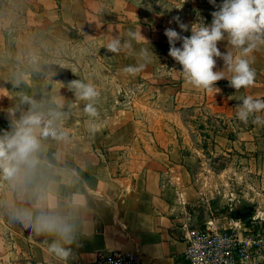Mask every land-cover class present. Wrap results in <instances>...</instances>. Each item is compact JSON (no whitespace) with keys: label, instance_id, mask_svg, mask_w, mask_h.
I'll return each mask as SVG.
<instances>
[{"label":"crops","instance_id":"0c3cea01","mask_svg":"<svg viewBox=\"0 0 264 264\" xmlns=\"http://www.w3.org/2000/svg\"><path fill=\"white\" fill-rule=\"evenodd\" d=\"M6 1V11L0 12V56L6 57L4 68L0 66V131L27 111L21 97L28 96L45 113H65L57 123L66 135L42 139L36 164L22 167L16 179L10 181L0 174V264H61L47 250L53 237L33 233L18 218L23 212L32 213L33 218L53 216L72 227L78 244L73 245L67 264H92L100 250L135 252L141 264H188L185 236L193 220L186 206L192 192L181 184L190 175L175 148L164 147L159 136L164 128L161 117L168 113L164 106L167 102L203 106L234 117L238 130L231 145L246 157L249 170L258 162L264 173V125L251 119L241 122L236 115L240 102L233 98L264 99V45L249 56L256 71L254 86L235 92L222 79L216 85L221 91L214 96L186 83L179 73L181 66L168 55L165 29L191 35L175 21L158 29L159 20L146 22L132 8L122 12H130V18L114 21L108 18L114 10H92L86 0ZM184 1L194 3L190 7L198 9V18L211 24V13L218 9L209 0ZM221 3L216 0L217 6ZM129 30L141 31L150 43L133 42L136 52L147 47L157 56L135 75L123 72L137 63L131 50L113 54L104 47L113 36L128 39ZM42 32L50 35L55 46L73 48L81 41L110 54L115 60L111 62L114 82H121L118 89L138 83L152 100L155 117L146 121L131 107H111L107 114L97 109L99 116L90 117L84 112L86 101L78 100L57 79L31 69L36 58L24 54V41L18 45L23 51L16 60L6 56L10 38L18 41ZM218 47L221 52L228 48L238 54L226 41ZM223 68V61L217 59L214 71ZM224 72L230 77L231 73ZM258 115L264 117V111ZM257 208L254 214L264 212Z\"/></svg>","mask_w":264,"mask_h":264},{"label":"rangeland","instance_id":"374dc122","mask_svg":"<svg viewBox=\"0 0 264 264\" xmlns=\"http://www.w3.org/2000/svg\"><path fill=\"white\" fill-rule=\"evenodd\" d=\"M86 2L92 10H114L108 16L114 21L130 18V12H122L132 8L146 22L152 18L159 20L156 26L158 29L164 28L167 22L174 21L173 17L177 16L181 22L188 25L198 20V9L190 7L194 3L184 0ZM7 3L6 0H0V12L6 11ZM17 33L18 31H15L14 36ZM10 40L13 41L10 42V50L6 56L14 58L22 54L23 49L18 45L24 41L27 44L24 54L30 55L31 59L36 58L31 65L33 71L57 79L68 89L72 80L93 84L100 92L94 106L104 114L110 112L111 107L126 110L137 108L140 118L149 121L155 117L154 108H151L152 100L138 83L130 82L126 90L118 89L121 82H114L113 73L116 71L111 63L115 60L102 48H88L81 41L73 48L55 46L50 35L44 32L28 34L18 41L11 38ZM4 58L6 57L0 56L2 68ZM115 59L118 61V57ZM164 107L168 113L161 117L164 128L159 136L164 141V147L175 148L190 175L181 186L189 188L192 192L186 206L193 220L192 226H201L211 216L219 219L222 225L224 217L230 216L234 219L236 206L251 207L250 216L259 206L264 210L262 168L256 162V168L249 170L250 165L246 157L231 145V140L238 130L237 120L229 114H218L215 109H204L203 106H182L179 103L167 102Z\"/></svg>","mask_w":264,"mask_h":264},{"label":"clouds","instance_id":"9594fccd","mask_svg":"<svg viewBox=\"0 0 264 264\" xmlns=\"http://www.w3.org/2000/svg\"><path fill=\"white\" fill-rule=\"evenodd\" d=\"M209 3L218 9L211 13V24H205L198 18L189 27L178 16L173 17L181 31L190 30L191 35L182 36L173 28L165 29L164 35L170 45L168 55L181 66L179 73L185 82L196 89L215 96L221 91L216 85L222 79H227L229 87L235 89V92L248 89L254 86L256 77V71L251 66L254 60L249 59V56L264 45V0H222L218 6L216 0H209ZM127 37L122 40L119 36H113L104 47L113 54L131 50L137 63L126 66L123 72L135 75L157 56L147 47L135 51L133 42L139 43L143 39L150 44L141 35V31L129 30ZM225 41L238 54L228 48L221 52L218 44ZM177 42H181L180 47L176 46ZM217 59L223 61V70L214 71ZM224 69L231 73L230 77L225 75ZM68 87L78 100L87 102L84 112L88 116H99L94 105L100 92L93 84L72 80ZM233 98L240 102L237 104L236 115L241 122L248 123L251 119L254 124L264 125V117L258 115L264 111V99H256L251 95ZM21 103L28 105L27 111L11 121L7 130L0 131V174L10 181L19 176L22 167H33L36 164V154L41 148L42 139H63L66 135L57 123L65 113H45L28 96L21 97ZM18 218L36 235L47 234L53 237L51 243H48V253L61 264H67L72 256L73 245L78 244L70 225L45 214L33 218L32 213L23 212Z\"/></svg>","mask_w":264,"mask_h":264},{"label":"built area","instance_id":"2783aa9c","mask_svg":"<svg viewBox=\"0 0 264 264\" xmlns=\"http://www.w3.org/2000/svg\"><path fill=\"white\" fill-rule=\"evenodd\" d=\"M210 217L188 229L184 258L188 264H264V212L247 219ZM227 226H226V225ZM92 264H141L135 252L100 250Z\"/></svg>","mask_w":264,"mask_h":264},{"label":"water","instance_id":"95a60500","mask_svg":"<svg viewBox=\"0 0 264 264\" xmlns=\"http://www.w3.org/2000/svg\"><path fill=\"white\" fill-rule=\"evenodd\" d=\"M252 212V208L246 205L236 206L234 211V219L242 220L249 217Z\"/></svg>","mask_w":264,"mask_h":264}]
</instances>
